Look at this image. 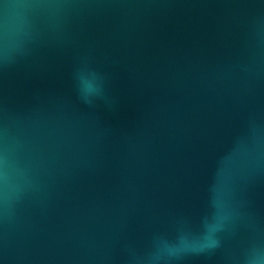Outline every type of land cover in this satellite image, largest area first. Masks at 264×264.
<instances>
[{
	"label": "water",
	"instance_id": "obj_1",
	"mask_svg": "<svg viewBox=\"0 0 264 264\" xmlns=\"http://www.w3.org/2000/svg\"><path fill=\"white\" fill-rule=\"evenodd\" d=\"M0 264H264V0H0Z\"/></svg>",
	"mask_w": 264,
	"mask_h": 264
}]
</instances>
